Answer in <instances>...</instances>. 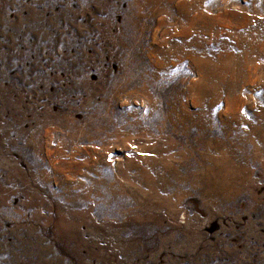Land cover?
Listing matches in <instances>:
<instances>
[{
    "label": "rangeland",
    "instance_id": "obj_1",
    "mask_svg": "<svg viewBox=\"0 0 264 264\" xmlns=\"http://www.w3.org/2000/svg\"><path fill=\"white\" fill-rule=\"evenodd\" d=\"M0 264H264V0H0Z\"/></svg>",
    "mask_w": 264,
    "mask_h": 264
}]
</instances>
